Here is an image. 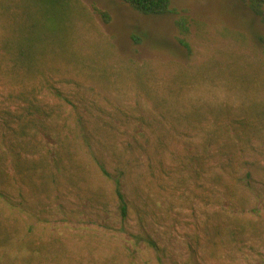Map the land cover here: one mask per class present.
Instances as JSON below:
<instances>
[{
  "label": "rangeland",
  "instance_id": "obj_1",
  "mask_svg": "<svg viewBox=\"0 0 264 264\" xmlns=\"http://www.w3.org/2000/svg\"><path fill=\"white\" fill-rule=\"evenodd\" d=\"M62 2L0 0V264H264V0Z\"/></svg>",
  "mask_w": 264,
  "mask_h": 264
},
{
  "label": "trees",
  "instance_id": "obj_2",
  "mask_svg": "<svg viewBox=\"0 0 264 264\" xmlns=\"http://www.w3.org/2000/svg\"><path fill=\"white\" fill-rule=\"evenodd\" d=\"M39 2L51 7V6H59L62 5L63 2L62 0H38ZM127 3H129L132 7H134L136 10L143 12L145 14H165V13H169L172 11L171 9V2L172 0H123ZM258 5L254 3V9L257 12H260V10H258ZM260 6V5H259ZM22 9V8H20ZM24 10V9H23ZM40 11V8H39ZM34 15V13L32 12V16ZM37 15V14H36ZM38 16V15H37ZM43 23L45 22H40V20H35V22H31L28 20V22L24 23L25 25L22 24V34H21V51H20V55L21 57H24L25 60L27 61H32V50L34 49V47H36V42H41L43 41L42 38L40 40H38L40 38L39 33H41V35H45L44 33H47L50 30H45L46 26H41ZM35 25V29H32V26ZM178 27H180V30L183 34L187 33L189 31L188 28V21L187 19H180L177 22ZM32 30V31H31ZM38 31V32H37ZM38 40V41H37ZM180 43L188 46L187 42L184 39H179ZM40 44V43H39ZM228 131H233L232 128L229 127ZM236 131V130H234ZM27 135H29V133H27ZM23 138L22 139H28L29 137L26 138V135H22ZM54 141V142H52ZM50 144H48V150H47V154L46 156H48V154L50 153V159L53 160L52 162L57 163L60 160H62V154L64 153V151L62 149H66L65 145L60 141L57 140V135H50ZM57 143H59V145H57ZM21 144L23 146H27L26 143L21 142ZM55 144V145H54ZM21 147V145H20ZM19 146H17L16 149H14V153L16 155H13V157L16 158L17 163L20 164V160H21V169L24 170V166L23 163H28L31 159H26L25 162L22 161V150L20 149ZM50 147V148H49ZM209 148V147H208ZM23 150L27 151L25 147L22 148ZM11 151H9L10 154ZM13 152V151H12ZM11 156V155H10ZM200 158V157H198ZM99 167L101 169V171L103 172V174L105 176H107V178L113 180L114 184H115V192L117 195V199H118V205H119V210H120V214L122 216L123 219H127L129 216V201L125 192V183H124V170L120 167H118V169H116V174L114 175L111 171H109L106 168V165L102 162H98ZM10 168H2L0 169V202L2 201L6 206H8V208L13 211V210H21L23 203L20 202L18 204V200L16 199V197L13 194L12 191V186L14 185V179H13V174L11 176L10 174ZM14 170H17V167H13ZM29 171V170H28ZM4 177V179L2 178ZM27 177V176H24ZM32 177V176H31ZM250 177H252L251 173H247L246 178L250 179ZM152 245H156L154 242H150ZM0 247L2 248L3 245H0ZM35 252H38L35 251Z\"/></svg>",
  "mask_w": 264,
  "mask_h": 264
}]
</instances>
